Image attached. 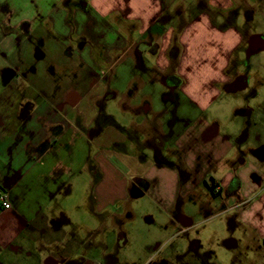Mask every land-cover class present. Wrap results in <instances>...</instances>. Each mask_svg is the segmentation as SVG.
I'll return each instance as SVG.
<instances>
[{"label":"crops","instance_id":"0c3cea01","mask_svg":"<svg viewBox=\"0 0 264 264\" xmlns=\"http://www.w3.org/2000/svg\"><path fill=\"white\" fill-rule=\"evenodd\" d=\"M83 2L0 0V189L11 203L0 205V264L72 260L108 222L136 219L140 205L150 206L144 215L160 218L170 236L227 221L234 235L241 231L248 253L235 264H264V180L249 188L243 169L250 162H241L233 142L204 114L218 105V84L246 86L226 73V62L203 72L188 57L195 24L223 36L235 33L233 24L221 31L211 24L210 7L201 5L178 28L176 0ZM240 44L237 35L230 56ZM146 62L149 81L125 73ZM84 67L92 71L90 82ZM114 99L120 118L105 110ZM203 183L210 192L201 190ZM84 190L101 223L78 239L75 228L58 222L70 214L64 201H80ZM137 198L143 203L135 204ZM193 239L174 245L176 256L217 264L194 251L200 235ZM129 241L119 234V245ZM39 245L47 250L42 257L35 253Z\"/></svg>","mask_w":264,"mask_h":264},{"label":"rangeland","instance_id":"374dc122","mask_svg":"<svg viewBox=\"0 0 264 264\" xmlns=\"http://www.w3.org/2000/svg\"><path fill=\"white\" fill-rule=\"evenodd\" d=\"M82 1L85 2L86 0ZM176 1V6L172 8V14L176 18V26L179 28L182 22H185V20L190 21L197 15L198 5L196 0ZM249 2L254 7L253 18L249 22L242 18L244 16L242 13L246 9L241 7L238 14L239 18H235V23H232L231 27L236 30L235 33L231 30L229 34L223 36L212 27H201L203 24H195L191 29V53H193L188 57H190L192 65L200 66L203 72L206 69L209 71L210 67L212 69V66L216 64L226 62L228 64L227 74L237 76V78L238 74L245 76V79L241 83L239 82L246 86L245 89H227L226 86L218 84L219 90L223 93L217 103L218 105L212 107L210 111L204 112V114L210 122L216 121L227 142V137L233 142L236 149L235 155L241 157V162L244 159L250 162L249 166L243 169V173L245 175H247V172L250 174L251 179L248 184L249 188L254 190L255 187H258L260 181L264 180V50L249 54L248 50L242 45L240 48H236L230 56L232 46L237 39V35L241 36L242 29L245 30L244 33L264 35V0H257V2L250 0ZM211 4L220 6L222 11H227L232 1L213 0ZM211 21V24H214L221 31L225 32L229 29L230 23L221 17L217 18L212 13ZM128 63H125L121 68H119L120 66L117 67V69L119 68L118 75L120 77H124L123 68ZM143 66L144 69L148 70H143V68L140 70L137 67L128 65L125 73L129 78L132 76L136 80L139 76L140 79L147 82L149 81L150 66L148 62ZM82 74L85 82L92 80V71L90 72L89 69L84 70ZM101 74L106 76L104 71ZM101 74L97 77H102ZM110 77L111 74L107 75L106 78L109 79ZM103 106L105 105L103 104ZM239 106L244 110L237 113L233 107ZM105 110L119 118L122 115L115 99L109 101ZM182 111L179 112L182 114ZM238 157L237 162H240ZM226 168L228 169V166ZM207 181L210 184L213 183L210 177ZM200 188L203 191L210 192L205 183ZM134 190L136 189L131 188L130 193H134ZM90 200L89 195H86L84 190L81 193L80 201L77 198L64 201V207L68 209L70 214L67 217L65 215L60 216L58 224L69 232L75 228L74 232L76 230L77 238H84L89 228H97L101 223V217L94 213V203ZM214 200L218 205L220 199ZM142 201V199L137 198L135 204L143 203ZM53 205L62 207L57 200L54 201ZM148 208L150 209V206L140 205L137 209L138 216L136 219L127 221L125 224L122 223L113 227L112 222H108L107 225H104L103 231L95 233L93 243L86 244L85 249L80 250L79 256L77 255L72 260L60 264H188L187 261L190 257L178 258L174 245L182 240H191L190 242H192L197 235H200L201 248L194 251L199 255L206 256L207 262L210 260L217 264H235L234 258L236 256L241 258L248 255L241 231H236L234 235L233 229L231 227H229L230 229L227 228L229 226L227 221L224 223L218 218L202 225L197 229V232L189 230L184 233L183 231L179 232L181 230L179 229L177 235L170 236V231H167L162 222H159L160 218H147L144 215V210ZM213 230L218 233V236L214 238L210 237ZM121 232H125L129 237L130 241L127 246H121L118 243ZM234 241L238 243V248L233 246L232 242ZM185 243L187 242L185 241ZM37 247L35 249L37 255L42 257L46 254L47 250L45 248L41 249L40 245ZM86 249L88 254L83 257ZM181 250L184 252L185 249L182 248ZM210 255L212 256L209 257ZM244 257L243 259H246ZM195 264L201 263L196 261Z\"/></svg>","mask_w":264,"mask_h":264},{"label":"flooded vegetation","instance_id":"af4514ba","mask_svg":"<svg viewBox=\"0 0 264 264\" xmlns=\"http://www.w3.org/2000/svg\"><path fill=\"white\" fill-rule=\"evenodd\" d=\"M212 0H196V4L198 6H209L210 7V15L211 13L214 14L217 18L225 19L226 22L235 23V18H239V9L244 7L246 10L242 13L244 16L240 15L242 18L246 19L248 22L253 18L254 7L250 5V0H231L232 4L230 5L227 11H222L220 9H214L213 5L211 4ZM254 1V0H253ZM257 2V0H255ZM211 17V16H210ZM244 29L241 32V44L239 48L244 45L245 49L248 50L249 54H253L256 52H260L264 50V35L258 34H250L244 33ZM245 79L244 75L239 74L238 78L236 79L237 82L241 83V81Z\"/></svg>","mask_w":264,"mask_h":264},{"label":"built area","instance_id":"2783aa9c","mask_svg":"<svg viewBox=\"0 0 264 264\" xmlns=\"http://www.w3.org/2000/svg\"><path fill=\"white\" fill-rule=\"evenodd\" d=\"M0 205L4 209H10L11 208V203L8 199V195L3 189H0Z\"/></svg>","mask_w":264,"mask_h":264},{"label":"trees","instance_id":"16d2710c","mask_svg":"<svg viewBox=\"0 0 264 264\" xmlns=\"http://www.w3.org/2000/svg\"><path fill=\"white\" fill-rule=\"evenodd\" d=\"M175 48H176L177 51H178V56L176 57V58L178 59V58H179V55H180V48H179V46L176 45V46H173V47H172V50H174ZM172 50H171V51H172Z\"/></svg>","mask_w":264,"mask_h":264}]
</instances>
